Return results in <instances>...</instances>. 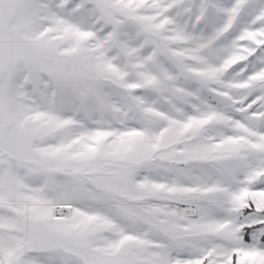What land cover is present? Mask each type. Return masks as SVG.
<instances>
[{
  "label": "snow or ice",
  "instance_id": "6c2138e0",
  "mask_svg": "<svg viewBox=\"0 0 264 264\" xmlns=\"http://www.w3.org/2000/svg\"><path fill=\"white\" fill-rule=\"evenodd\" d=\"M0 264H264V0H0Z\"/></svg>",
  "mask_w": 264,
  "mask_h": 264
}]
</instances>
